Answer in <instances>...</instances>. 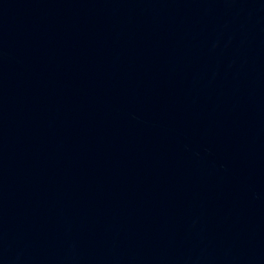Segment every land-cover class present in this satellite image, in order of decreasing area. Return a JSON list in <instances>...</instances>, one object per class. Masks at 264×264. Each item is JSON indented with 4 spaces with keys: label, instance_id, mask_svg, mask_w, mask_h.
Segmentation results:
<instances>
[{
    "label": "water",
    "instance_id": "1",
    "mask_svg": "<svg viewBox=\"0 0 264 264\" xmlns=\"http://www.w3.org/2000/svg\"><path fill=\"white\" fill-rule=\"evenodd\" d=\"M0 264H264V0H0Z\"/></svg>",
    "mask_w": 264,
    "mask_h": 264
}]
</instances>
